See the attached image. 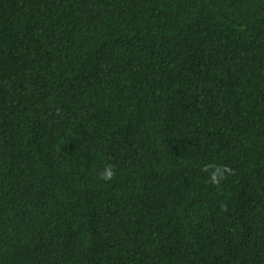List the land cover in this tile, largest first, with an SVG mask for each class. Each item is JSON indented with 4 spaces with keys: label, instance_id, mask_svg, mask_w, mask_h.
<instances>
[{
    "label": "trees",
    "instance_id": "16d2710c",
    "mask_svg": "<svg viewBox=\"0 0 264 264\" xmlns=\"http://www.w3.org/2000/svg\"><path fill=\"white\" fill-rule=\"evenodd\" d=\"M0 264H264V0H0Z\"/></svg>",
    "mask_w": 264,
    "mask_h": 264
},
{
    "label": "clouds",
    "instance_id": "9594fccd",
    "mask_svg": "<svg viewBox=\"0 0 264 264\" xmlns=\"http://www.w3.org/2000/svg\"><path fill=\"white\" fill-rule=\"evenodd\" d=\"M224 171L225 170L223 169H217V172L213 174V178H212L214 183H219L218 177H222ZM100 175L103 180L107 181L112 179V177L115 175V172L111 167H105Z\"/></svg>",
    "mask_w": 264,
    "mask_h": 264
}]
</instances>
